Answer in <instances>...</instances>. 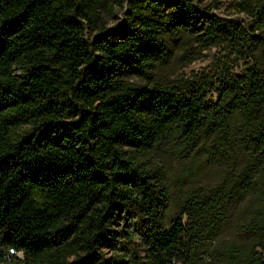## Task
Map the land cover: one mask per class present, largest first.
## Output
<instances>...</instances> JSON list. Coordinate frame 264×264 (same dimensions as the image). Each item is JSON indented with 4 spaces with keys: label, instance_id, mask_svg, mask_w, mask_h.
I'll list each match as a JSON object with an SVG mask.
<instances>
[{
    "label": "trees",
    "instance_id": "1",
    "mask_svg": "<svg viewBox=\"0 0 264 264\" xmlns=\"http://www.w3.org/2000/svg\"><path fill=\"white\" fill-rule=\"evenodd\" d=\"M107 7L123 11L112 28ZM221 7L0 0V264H190L230 214L249 247L226 264L248 252L264 264V0ZM179 41L225 47L242 73L226 55L172 85L129 82L150 80ZM167 144L222 166L169 223L168 188L141 162ZM133 240L142 255L122 253Z\"/></svg>",
    "mask_w": 264,
    "mask_h": 264
},
{
    "label": "rangeland",
    "instance_id": "2",
    "mask_svg": "<svg viewBox=\"0 0 264 264\" xmlns=\"http://www.w3.org/2000/svg\"><path fill=\"white\" fill-rule=\"evenodd\" d=\"M229 0H221L223 7L216 10L219 15L227 14L225 5ZM197 5L206 6L212 3V0H194ZM123 11L116 8H108L101 13V24L107 28L115 27L122 18ZM230 16V14H229ZM239 21H243L242 16H234ZM100 25V24H99ZM179 41L173 45L172 51L165 64L154 69L152 78L148 81L142 79H129L130 83L148 84L150 86L160 85L167 86L175 84L181 78L189 77L193 73L211 74L215 71V62L224 56L229 57V68L234 75L242 73L243 62L235 55L231 54L228 49L223 46H216L209 49H201L196 45ZM230 53V54H228ZM214 99V97L212 98ZM6 110L5 103L0 104V112ZM27 128H21L17 133L21 134ZM141 162L149 171H154L156 175L162 176V184L170 193V201L165 212L166 221L182 217L183 207L190 203L193 197L194 189L208 191L217 183L218 169L222 166L218 164L208 165L203 160L193 159L187 148H181L174 144H167L160 147L156 151H152L145 155ZM198 173L199 177L196 178ZM232 214L229 220L232 219ZM227 222H219L213 228L210 234H203L200 240L194 245L197 252L195 253L190 264H226L229 263V256L238 254L243 247L248 246L247 237L239 229L233 230ZM121 228V220H117L109 228L111 231H118ZM206 228V227H205ZM122 253L130 254L136 249L142 255V248L137 240L123 243ZM255 250V248H253ZM248 252V251H247ZM105 259L111 257V253L104 250ZM252 252L244 253L236 260V264H249L248 259L253 258ZM264 258V254H261ZM15 256L22 258L20 253ZM73 261V258L70 259ZM181 264V263H178Z\"/></svg>",
    "mask_w": 264,
    "mask_h": 264
}]
</instances>
